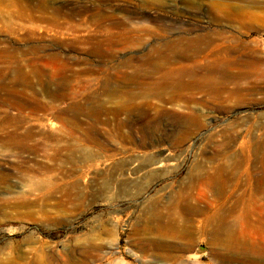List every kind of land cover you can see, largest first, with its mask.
<instances>
[{
  "label": "rangeland",
  "instance_id": "rangeland-1",
  "mask_svg": "<svg viewBox=\"0 0 264 264\" xmlns=\"http://www.w3.org/2000/svg\"><path fill=\"white\" fill-rule=\"evenodd\" d=\"M198 37L264 75V0H0V264H264V76L237 105L150 71Z\"/></svg>",
  "mask_w": 264,
  "mask_h": 264
},
{
  "label": "bare ground",
  "instance_id": "bare-ground-1",
  "mask_svg": "<svg viewBox=\"0 0 264 264\" xmlns=\"http://www.w3.org/2000/svg\"><path fill=\"white\" fill-rule=\"evenodd\" d=\"M222 43L223 42H220V40L218 38H209V39L206 38L205 39L202 37L201 38L198 37L195 39L188 40L185 42L184 45H180L179 48H180L181 52L174 54L171 58H165V59L161 60L162 61L161 63L158 61L159 63L157 64V61H156V63L150 64V66H151L150 71H151V73H153L154 75L156 74L159 77L158 85H160V88L164 89L165 87H170L172 89L173 93L176 95L177 99L178 98H185L186 100H188L190 102L191 101L194 102L199 96L201 97V96L208 95V94L221 95L222 93H227L228 95H234L236 104L240 105L241 103H243L242 101H243V97L245 94L254 93V92L256 93V91H257V88L255 85H254V87H250V88L242 86L241 85L242 80H244L245 78H248V77H252L253 75L256 76L257 79L262 78L264 76L263 72H261V73L256 72L257 67L260 64L261 60L258 57L240 59L239 62L235 61V62H233L234 64H229V66H225V67L224 66H218L219 64L214 65V64H212L213 62L208 63L209 62L208 59L211 57H214V58L222 57L221 59H223V56H227V55H230L232 53H235V54L239 53V55H241V53H243L245 51V47H242L241 49L236 48V49L231 50L230 48H228V46H223ZM246 49H248V48H246ZM249 50L250 49H248V51ZM164 57H166V56H164ZM157 60H159V59H157ZM216 61L217 60H215V62ZM149 62L151 63V61H149ZM13 64H15V63H13ZM234 66L235 67L240 66V67H242V70L238 71L235 74H232L230 72V68H232ZM26 73H27V71H26ZM29 80H30V78H29ZM229 85H231L232 87L231 86L229 87ZM51 94H52V92H51ZM199 103H201V102L199 101ZM36 122H37V119H36ZM28 133L31 134V132H28ZM58 142H59V140H58ZM4 148L6 149V151L9 155H14L16 157L18 155L20 156L19 153H21V154H22V152L26 153V151L28 150V147L26 145L17 143L15 141H11L10 143L4 144ZM49 159H51V158H49ZM53 159L56 160L57 157H56V159L55 158H53ZM53 159H51V160H53ZM157 161H159V160H155L154 163H157ZM158 166H160V165H158ZM25 169L31 173L30 177L33 179V174L35 173V170L31 167L30 168L26 167ZM32 185H33L32 187H34L35 190H39L43 187H48V183L44 180H36V182L33 181ZM28 190H29V188H28ZM23 197H24V194H21L20 198H23ZM191 225H193V224L191 223ZM224 226H225V222H224ZM210 227H212V226H210ZM228 227H223L222 224H221V226L219 224V230L220 231H219L217 236H220L221 232H223L224 235L228 234L229 233ZM215 231H213V232H215ZM189 232H190V230H189ZM213 235H215V234H213ZM221 237H223V235ZM220 241H221V239H220ZM224 243H225V240H224ZM227 248H229V245L227 246ZM259 258L264 263V248H263L262 254H260ZM176 262H178V261H176Z\"/></svg>",
  "mask_w": 264,
  "mask_h": 264
}]
</instances>
